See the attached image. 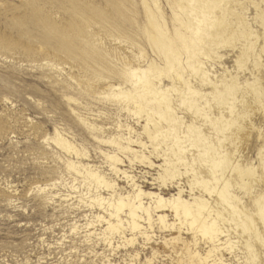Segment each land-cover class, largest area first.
I'll return each mask as SVG.
<instances>
[{"label":"rangeland","instance_id":"374dc122","mask_svg":"<svg viewBox=\"0 0 264 264\" xmlns=\"http://www.w3.org/2000/svg\"><path fill=\"white\" fill-rule=\"evenodd\" d=\"M165 1L158 0L168 18L170 12ZM142 2L0 0V264H177L170 245L179 242L180 237L192 239V232L172 229L156 231L150 241L121 239L113 248L87 242L74 226L83 223V211L72 209L73 205L59 196L64 191L59 182L68 179L62 162L67 153L55 142L56 130L68 136L80 160L105 170L119 189H131L125 178L107 170L98 150L108 147L95 140L83 121L106 125L109 131L102 135L111 138L109 128L116 123L111 108L116 101L107 91L110 92L108 84L118 80L111 72L112 49L124 51L129 44L136 50L141 48L150 58L155 55L145 34V29L152 26ZM255 12L254 8L249 10L250 19ZM49 24L56 31L50 30ZM253 24L263 31L255 21ZM87 48L93 49L91 54H87ZM220 52L224 55L221 60L206 62L212 78L221 82L230 74L238 75V97L245 99L238 103L240 116L235 117L236 123H228L225 130L231 137V142L226 141L228 151L235 155L242 171L227 170L225 181L229 183L228 191L240 203L242 219L228 211L229 207L219 199L216 189L213 190L216 181L209 171H200L201 179L194 190L190 188L193 181L190 174L182 175L179 182L184 187V198L203 195L212 205L216 201L223 203L221 222L231 239L239 244L232 253L224 254L230 263L264 264V221L259 210L264 196V56L258 67L253 68L250 61L246 68L239 69L238 50L224 48ZM255 77L259 79L256 84L261 86L257 93L246 85ZM163 82L167 84V78ZM192 82L198 85L195 79ZM202 88L206 93L213 91L211 85ZM209 98L214 114L219 116L220 108L212 96ZM173 100L186 120H196L180 104L178 94L174 93ZM126 115L121 117L123 122L140 131L142 118L138 123L139 117ZM202 121L196 123L202 125ZM202 127L207 134H216L209 123ZM68 157L77 159L75 152ZM152 160L153 166L137 159L133 164L126 161L123 167L148 192H162L167 198L176 196L179 183L164 186L158 178L161 157L153 155ZM200 164L196 162L195 166ZM205 184L213 190L212 194L205 192ZM108 193L103 190L105 196ZM164 212L172 218L170 210ZM249 217L254 219L256 229L244 232L242 223L249 224ZM248 243L257 256L249 263Z\"/></svg>","mask_w":264,"mask_h":264},{"label":"bare ground","instance_id":"6f19581e","mask_svg":"<svg viewBox=\"0 0 264 264\" xmlns=\"http://www.w3.org/2000/svg\"><path fill=\"white\" fill-rule=\"evenodd\" d=\"M165 2L170 12L167 13L168 18L161 11L158 0L142 2L143 12L152 26L145 29V34L151 42L149 45H152L154 57L146 56L141 48L136 50L129 44L124 51L112 49L111 72L118 80L111 81L108 84L110 92L107 91L116 101L111 108V115L116 116L114 127L109 128L112 129L111 138L105 139L102 135L107 130L106 125L83 121L95 140L108 147L98 150L107 170L125 178L131 189H119L105 170L80 160V154L68 136L56 130L55 142L62 152L67 153L62 162L68 179L59 182L66 192L61 191L59 196L73 205L72 209L83 211V223H75L74 226L81 230L84 241L103 243L113 248L121 239L150 241L156 231L177 229L182 233L186 230L193 233L191 240L180 237L179 242H167L176 254L177 264H232L224 254L232 253L239 244L231 239L221 222L223 203L231 213L241 219L242 215L237 197L228 191L225 174L230 169L242 171L235 155L228 151L226 141L230 139L231 142V137L225 130L228 123H236L235 117L240 116L237 115L238 103L245 102V99L238 97V75L230 74L219 82L212 78L206 62L221 60L224 55L220 50L232 48L238 50L236 64L239 69L246 68L250 61L253 68L261 65L264 56V0ZM251 8L256 12L250 19L247 13ZM253 21L263 31L255 29ZM49 29L56 31L53 24H49ZM78 33L82 35V32ZM92 51L91 48L86 50L87 54ZM164 77L168 80L165 85ZM193 79L198 81V85L192 82ZM257 80L255 77L253 82L247 81V89L254 93L260 91ZM209 85L213 91L206 93L202 87ZM174 93L179 95L180 104L194 115L195 121H188L180 114L173 100ZM209 96L220 108L219 116L214 114ZM126 113L139 117L138 123L142 118L140 131L135 130L131 123L123 122L121 117L127 116ZM197 120H203L202 125L209 123L219 136L207 134L205 127L196 123ZM74 152L77 159L68 157ZM153 155L161 157L158 178L163 185L171 187L179 183L176 196L173 194L167 198L162 192H148L123 167L126 161L133 164L137 159L153 166ZM196 162L201 164L196 167ZM201 170L211 173L217 184L213 190L216 189L223 203L216 201L212 205L203 195L184 198V187L179 182L181 176L190 174L193 178L190 188L194 190L201 179ZM203 187L205 192L212 194L208 184ZM103 190H108L107 196ZM259 206L264 221V196ZM165 209L172 212V218L164 212ZM242 227L244 232L256 229L254 219L249 217V224L245 221ZM246 247V261L254 262L257 256L253 246L248 243Z\"/></svg>","mask_w":264,"mask_h":264}]
</instances>
